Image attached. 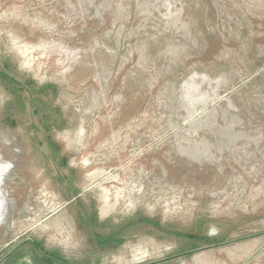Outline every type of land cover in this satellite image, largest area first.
Instances as JSON below:
<instances>
[{
  "label": "rangeland",
  "instance_id": "obj_1",
  "mask_svg": "<svg viewBox=\"0 0 264 264\" xmlns=\"http://www.w3.org/2000/svg\"><path fill=\"white\" fill-rule=\"evenodd\" d=\"M0 264H264V0H0Z\"/></svg>",
  "mask_w": 264,
  "mask_h": 264
},
{
  "label": "crops",
  "instance_id": "obj_2",
  "mask_svg": "<svg viewBox=\"0 0 264 264\" xmlns=\"http://www.w3.org/2000/svg\"><path fill=\"white\" fill-rule=\"evenodd\" d=\"M120 240V238L118 239V241ZM143 254L145 255L146 253H145V251H143Z\"/></svg>",
  "mask_w": 264,
  "mask_h": 264
},
{
  "label": "bare ground",
  "instance_id": "obj_3",
  "mask_svg": "<svg viewBox=\"0 0 264 264\" xmlns=\"http://www.w3.org/2000/svg\"><path fill=\"white\" fill-rule=\"evenodd\" d=\"M104 211H106L105 209H103Z\"/></svg>",
  "mask_w": 264,
  "mask_h": 264
}]
</instances>
